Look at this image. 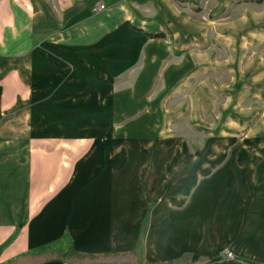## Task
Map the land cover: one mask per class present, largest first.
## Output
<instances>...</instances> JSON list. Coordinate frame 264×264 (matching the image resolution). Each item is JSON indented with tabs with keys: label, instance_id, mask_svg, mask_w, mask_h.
<instances>
[{
	"label": "crops",
	"instance_id": "obj_1",
	"mask_svg": "<svg viewBox=\"0 0 264 264\" xmlns=\"http://www.w3.org/2000/svg\"><path fill=\"white\" fill-rule=\"evenodd\" d=\"M257 2L0 0V264H264Z\"/></svg>",
	"mask_w": 264,
	"mask_h": 264
},
{
	"label": "rangeland",
	"instance_id": "obj_2",
	"mask_svg": "<svg viewBox=\"0 0 264 264\" xmlns=\"http://www.w3.org/2000/svg\"><path fill=\"white\" fill-rule=\"evenodd\" d=\"M258 3V2H257ZM264 3H261V2H259L256 6H257V9H262V8H264V5H263ZM224 19H228V17H225ZM257 103V111H258V113H257V122H258V124H260V122H262V121H264V117L263 118H260V114H261V112L262 111H264V103L262 102V103H259V102H256ZM242 105L244 106L245 104H243L242 103ZM242 106V107H243ZM117 123L118 124H120V122L119 121H117ZM244 132V130H242V132H241V134H240V136L241 137H243V136H245L246 134L245 133H243ZM246 136H249V135H246ZM233 137V138H232ZM231 137V139L230 140H233V142H239V141H242L243 139H241V137H240V139L239 138H237V133L236 134H234L233 136ZM229 138V137H228ZM252 140V139H251ZM244 141H249V139H248V137L244 140ZM252 141H255V142H259V141H264V139H263V136L261 135V137L258 135L257 137H256V139H253ZM227 252H231V251H226L225 252V257L227 258ZM232 253V252H231ZM232 255H233V253H232ZM233 257H234V255H233ZM228 259V258H227ZM228 260H230V259H228ZM232 261L233 260H235V257L233 258V259H231ZM65 264H68V263H65Z\"/></svg>",
	"mask_w": 264,
	"mask_h": 264
},
{
	"label": "built area",
	"instance_id": "obj_3",
	"mask_svg": "<svg viewBox=\"0 0 264 264\" xmlns=\"http://www.w3.org/2000/svg\"><path fill=\"white\" fill-rule=\"evenodd\" d=\"M104 7V5H100L99 9L102 10ZM227 258L230 260L234 258L231 252H227Z\"/></svg>",
	"mask_w": 264,
	"mask_h": 264
},
{
	"label": "trees",
	"instance_id": "obj_4",
	"mask_svg": "<svg viewBox=\"0 0 264 264\" xmlns=\"http://www.w3.org/2000/svg\"><path fill=\"white\" fill-rule=\"evenodd\" d=\"M215 262H212L211 264H214Z\"/></svg>",
	"mask_w": 264,
	"mask_h": 264
}]
</instances>
